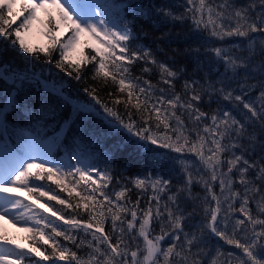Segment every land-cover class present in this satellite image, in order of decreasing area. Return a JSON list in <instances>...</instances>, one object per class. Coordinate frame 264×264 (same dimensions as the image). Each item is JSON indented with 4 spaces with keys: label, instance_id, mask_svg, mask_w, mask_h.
<instances>
[{
    "label": "snow or ice",
    "instance_id": "snow-or-ice-1",
    "mask_svg": "<svg viewBox=\"0 0 264 264\" xmlns=\"http://www.w3.org/2000/svg\"><path fill=\"white\" fill-rule=\"evenodd\" d=\"M17 3L18 11L15 10ZM150 7L160 23L190 17L195 32H207L221 41L232 37L240 41L231 48H211L214 59L204 67H197L205 75L199 80H185L181 92H173L168 97L167 89H174L178 72L167 62L158 61L150 48L134 47L139 39L134 24L137 16L143 15V0H0V37L12 38V45L26 55L43 54L46 62H54L69 76L75 73L77 79L91 65V80L99 82L90 89L97 103H101L97 92L110 81L115 86V91L107 93L110 103L124 106L122 116L118 108L102 104L107 115L114 117L115 124L108 121L113 124V130L122 129L128 134L127 142L151 154L171 172L179 164L185 176L183 185L168 195L163 204L161 194L171 191L172 181L147 169L146 175H138L132 181L137 189L152 190L145 208H141L139 198L131 200L127 188L115 192L113 200L104 192L113 180L109 157L103 156L105 167L101 170L82 150L84 141L91 140L84 114L94 109L74 105L71 112L62 114L67 98L63 104L58 102L55 97H62L63 93L52 88L49 91L53 99H42L37 107L29 108L25 97L21 111L24 82L31 83L30 78L25 74L10 79L0 71V80L13 85L5 103L0 105V221L30 233L25 238L33 241L25 249L0 225V264H24L33 256L52 260L53 264L56 261L202 264V258L208 255L201 247L205 245V229L242 250L243 255L236 256L238 264H264V219L260 218L264 216V0H185L184 12L180 15L167 4ZM38 12L48 18L46 35L50 45L47 49L30 48L23 38L37 21ZM62 28L70 32L66 40L56 34ZM82 37H87L84 46L90 47L91 52H80L79 58L72 60L70 54L76 52ZM190 51L198 53L200 48ZM56 52L58 59H54ZM137 62L143 73L153 71L146 65L157 68L158 83L167 89L157 87L142 75L133 76L130 66ZM255 91L259 94L253 99ZM205 96L209 100L216 98L218 104L221 100L227 102L230 107L218 106L211 113L205 112L201 107ZM16 112L25 117V127L9 122L8 116ZM57 149L65 153L60 159L54 155ZM154 149L168 151L161 153ZM185 153L195 157V161L181 158ZM191 168L195 169V176ZM44 180L54 183L60 192H67L69 199H62L43 184L35 183ZM193 183L204 186L205 204L209 203L208 196L215 202V207L205 208L206 223L199 235L186 232L183 223L182 202L185 194L192 198ZM214 185L219 186V194L214 191ZM21 192H27L33 202L25 203L20 198ZM73 193L78 198L73 210L83 209L89 214L87 221L65 216L61 209L48 203L54 200L64 208H73ZM42 197L46 200L41 201ZM237 202L239 207L234 208ZM41 203L57 220L70 229H83L92 239L86 242L80 238L77 243L38 210ZM222 204L227 205L223 216L225 229L234 212L243 217L235 219L233 237L236 231L243 232L244 243L229 238L218 226ZM108 216L112 219L113 231L120 233L116 239L105 229ZM154 221L159 225L158 233L153 228ZM47 228L54 236L71 241L77 250L87 249L84 255L60 246L44 231ZM126 231L131 234V241L136 242L135 248L123 239ZM37 236L51 248L50 253L38 246ZM223 255L217 248L211 264H217ZM227 256L234 254L229 252ZM225 264L232 261L226 260Z\"/></svg>",
    "mask_w": 264,
    "mask_h": 264
},
{
    "label": "trees",
    "instance_id": "trees-1",
    "mask_svg": "<svg viewBox=\"0 0 264 264\" xmlns=\"http://www.w3.org/2000/svg\"><path fill=\"white\" fill-rule=\"evenodd\" d=\"M185 0H143L144 9L143 15H138L134 24L135 32L139 39L135 41L134 47H146L150 48L158 61L167 62L174 71L178 72V76L174 81V89H167L166 85L159 84V70L152 65H146L152 67L153 71L151 73H143L140 69V62L136 65L130 66L133 68V76L142 75L145 79H150L154 85L157 87H165L167 89L166 95L171 97L173 92L180 93L185 80H199L200 77L205 75V72H198L197 67H204L210 60L214 59L213 54L209 51L213 47H223L231 48L233 43H239L240 38L232 37L225 38L221 41L216 38L211 37L207 32H195L194 26L190 17L183 21H168L167 23H160L155 19L154 10L150 5H163L167 4L172 6L174 12L180 15L184 12L183 4ZM243 2V0H241ZM47 17L43 13L41 20L47 31ZM131 19V17H129ZM19 23V20L16 22ZM15 27V25H13ZM57 36L61 40H66L70 32L67 29H60L56 32ZM199 37L198 39H193V37ZM12 38L0 37V71H4L10 79L15 78L18 75H27L30 78L29 81L24 82V93L21 94V111L24 109V99L27 98V104L29 108H35L38 106L40 100H51L53 99V93L49 89L56 88L62 93V97H55V99L60 103H65L64 98H67L66 106L62 109V114H67L71 112L74 105H84L89 106L94 111L85 113V128L91 140H85L82 146L84 155L88 157L93 163H97L101 170L104 169L105 165L103 163V156L107 155L109 157L110 171L113 176L112 182L104 192L107 193L113 200L116 199L114 193L120 191L122 188H127L130 191L128 196L132 201H136L138 198L140 200L141 208H145L149 197L152 195V190L149 188L147 191L137 189L133 186L132 181L138 175H146V169L152 171L157 175L170 179L172 181L171 191L166 192L162 195V204L167 202V196L175 192L177 187H180L184 183V173L181 171L179 164L175 166V172L167 167H164L162 163L158 160H154L151 154L138 148L136 144L129 143L126 141L127 133L122 129L116 128L113 130V124H115L114 117L107 115L102 104L107 103L109 107H116L120 111L121 115H124L123 104L119 106H113L110 103V98L108 96V91H115V86L109 81L108 86L101 87L97 92V95L101 99V103H97L96 99L91 93V87L98 85V81L91 80V65L85 70L79 79L76 78L75 73L69 76L65 72H61L55 63L46 62L43 54L37 55L33 53L32 55H26L19 51L18 46H13L11 43ZM85 44V43H84ZM84 44L81 45L80 52L89 53L91 52L90 47H85ZM50 44L45 48L39 47L36 43H30L28 46L33 49H47ZM200 48L198 53L190 51V49ZM59 58V53H54V59ZM219 71L223 69L216 65ZM132 77H129L131 79ZM87 82V84L85 83ZM138 83L143 84V81H138ZM13 89V85L4 80H0V105L5 103L6 96L10 94ZM259 93L255 91L252 94V98L255 99ZM123 98V97H122ZM218 106H227V102L219 101L216 98L209 100L208 96L204 97L202 102V110L205 112H213ZM10 123L17 124L18 127H25V117L21 115V112H16L8 116ZM108 121H112L113 124H109ZM125 122L127 118L125 117ZM193 138L194 134H193ZM14 143V140H13ZM65 147H68L67 142H65ZM154 151L165 153L166 149H154ZM173 156H179L177 153H170ZM56 158L65 155L63 149H57L54 153ZM184 159L195 161V157L191 154L185 153ZM194 176L196 175L195 169L191 168ZM93 178L96 179L95 175ZM35 183L43 184L47 189L58 193L62 199H69L67 192H60L59 188L51 181H35ZM235 187H239L236 185ZM91 190L89 189V192ZM214 191L219 194V186L214 185ZM192 198H189L187 194L184 195L182 202V209L185 216L183 221L186 232H193L199 235V230L203 228L206 223L205 208L215 207V202L211 201V197L208 196V204H205L204 199L207 193L205 192L204 186L200 183H193L191 187ZM99 199V195L97 194ZM26 203H31L28 198V193L24 196ZM46 197H42L41 201H45ZM78 198L73 193L72 201L73 208H64L62 205L57 204L54 200L48 201L56 209H61L63 214L68 217L75 216L81 221H87L89 219V214L83 209H76L75 202ZM123 203V201H121ZM153 206L155 202H151ZM227 205L222 204V211L218 217V226L226 232L229 238L239 239L242 243L245 242V234L241 231H236L233 237V228L235 225L236 218H243L240 216L239 212H234L232 214V219L228 221V227L224 228L223 216L224 210H226ZM239 207V202L234 205V208ZM250 207L253 209V215H256L255 205L252 204ZM38 210L43 212L44 215L48 216L50 220L55 221V224L61 229L66 230L67 235L73 236L77 243H79L80 238H84L85 241H90L92 239L90 233L85 234L83 229H70L69 225L63 224L61 220H57L56 217L52 216L41 203L38 206ZM264 219V216L260 217ZM95 220V218H93ZM130 219V217H128ZM105 229L113 236L114 239L120 236L118 231H113L112 229V219L110 216L104 221ZM126 228V226H125ZM153 228L155 232H159V225L154 221ZM260 226L257 225V230ZM48 235H52L53 239L62 247H65L71 251H77L78 255H84L87 249L77 250L75 245L63 237H56L51 232L50 228L44 229ZM31 235L30 233L23 234H13L10 237L15 239V242L21 244L23 248L27 249L29 244L33 243L26 239L25 237ZM123 239L129 242V247L135 248L136 242L131 241V234L125 233ZM204 240L205 245L201 247L205 248V252L208 255L202 258V264H211V258L216 256V249L219 248L221 252L224 253L223 256L217 259V264H225L226 260H231L232 264H238L236 256H242V250L236 248L234 245L227 244L224 240L219 237L211 235L207 229L204 230ZM35 241L41 248L47 249L50 253L51 248L48 247L40 238L35 237ZM142 244V240L139 241ZM195 251V249H194ZM231 252L234 254L232 257H228L227 254ZM24 264H53L52 260L43 261L38 256L31 257V261L26 260ZM56 264H66L64 261H56ZM74 264V262H73Z\"/></svg>",
    "mask_w": 264,
    "mask_h": 264
},
{
    "label": "rangeland",
    "instance_id": "rangeland-1",
    "mask_svg": "<svg viewBox=\"0 0 264 264\" xmlns=\"http://www.w3.org/2000/svg\"><path fill=\"white\" fill-rule=\"evenodd\" d=\"M15 10H19V3L15 6ZM43 15V12H38L37 13V21L31 26L30 30L24 35V40L27 45L30 43H36L39 47L45 48L48 44H50V41L48 39V36L46 35V29L43 25V21L41 20V17ZM53 15L55 16V11L53 10ZM58 30V29H57ZM56 30V32H57ZM62 29H60L61 31ZM70 35V34H69ZM87 40V37H82L79 45L77 46V50L75 53L70 54V59H78L79 58V53L81 50V45L85 43ZM64 156V155H63ZM60 156L56 159H60ZM27 192H21L20 193V198L24 199V196L26 195ZM25 201V200H24ZM26 203V201H25ZM0 225L3 226L4 230L9 234V236L13 234H23L25 233L21 228L19 227H14L11 223H8L7 221H0Z\"/></svg>",
    "mask_w": 264,
    "mask_h": 264
}]
</instances>
